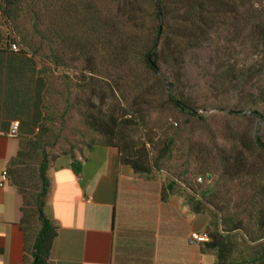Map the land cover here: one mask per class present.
Segmentation results:
<instances>
[{
    "label": "rangeland",
    "instance_id": "obj_1",
    "mask_svg": "<svg viewBox=\"0 0 264 264\" xmlns=\"http://www.w3.org/2000/svg\"><path fill=\"white\" fill-rule=\"evenodd\" d=\"M91 1L103 15L107 5L112 9L106 0H18L17 25L11 20L4 23L5 32L9 29L17 41L25 46V40L27 49L37 53L41 75L48 83L44 104L53 115L48 123L51 133L43 142L48 157L76 155L88 150L91 141L100 142L103 136L85 126L84 116H104L114 111L121 120L124 111L118 110L119 106L125 108L128 104L144 126L133 142L139 149L146 144L151 160L156 159L167 139L175 140L172 154L162 165L160 175L165 180L177 179L182 188L188 183L197 191H209L216 182L213 191L216 202L230 208V213L242 212L250 195L259 190L264 195V182H258L253 176L264 171V152L255 144L257 138L264 141V122L250 115L252 109L263 111L261 106L255 107L252 103L259 91L264 90V73L253 71L255 74H246L245 78L239 75L254 68L260 59L248 32L244 37H237L233 27L217 30L202 48L188 52L182 82L178 85L198 116L188 117L166 103L167 92L162 83L142 67H136L137 80L131 81L134 76L110 60L107 50L99 48L100 54L93 51L86 56L80 52L77 40L86 30L85 17L89 14L88 7H92ZM3 4L4 0H0L1 10ZM256 5L264 6V0H258ZM51 54L58 55L60 61L55 63L50 59ZM227 71H233L234 76L225 80L221 73ZM167 77L170 73L165 69L158 76ZM111 79H116L127 97L129 94L128 103L118 90L115 94L119 101L111 97L108 89ZM235 158L241 159V167L245 166L242 175L238 174L240 164ZM38 166L31 163L29 169H22L16 176L18 181L23 180L25 196L30 202L39 185L37 178L34 179ZM33 209L29 204L28 214L37 229ZM218 215L223 218L222 214ZM247 217L246 214L241 219L247 222ZM207 220L209 223L208 217ZM207 261L210 263L212 258Z\"/></svg>",
    "mask_w": 264,
    "mask_h": 264
},
{
    "label": "trees",
    "instance_id": "obj_2",
    "mask_svg": "<svg viewBox=\"0 0 264 264\" xmlns=\"http://www.w3.org/2000/svg\"><path fill=\"white\" fill-rule=\"evenodd\" d=\"M106 1L111 4L112 9L107 5L105 15L102 14L98 5L91 1L92 7H88L89 14L87 18L85 17L86 30L77 40L80 52L82 51L86 56L93 51L100 54L99 48L107 50L110 60H114L130 72V76H134L131 81L137 80L136 67H142L160 80L167 92L166 103L181 115L198 117L178 87L182 82L185 57L190 50L202 48L217 30H228L233 27L237 37H244L247 31L260 59L254 68L239 75L245 78L246 74L264 73V6L256 5L258 0ZM17 5L18 0H4L3 4L5 19L11 20L15 25L19 19L16 11ZM54 25L58 33V28ZM54 36L59 39L58 34ZM23 42L25 46L19 42L20 53L31 52L38 57L37 53L27 49L28 43L25 40ZM95 57L100 58L99 55ZM50 59L55 63L60 61L58 55L55 54H51ZM163 69L170 73L169 78H158ZM232 72L227 71L221 74L226 80L234 76ZM170 79L173 81L169 82ZM111 80L112 84H108L111 97L118 102L115 94L118 90L120 97L128 103L129 94L127 97L116 79ZM252 105L263 108L262 112L257 109L250 111L252 118L259 119L263 123L264 90L259 91ZM127 106L125 108L119 106L118 110L124 111L121 120L116 117L114 111L104 116L95 114L84 116L85 126L103 136L100 142L91 141L88 150L97 146L114 148L119 153L120 164L130 167L136 176L146 180L162 178L163 176L160 175L162 165L172 154L175 140L167 139L158 151L156 159L151 160L146 144L139 149V146L133 142L134 136L144 126L137 121L132 105ZM43 109L44 120L39 132L20 141L19 151L10 161L8 171L13 186L22 197L23 219L21 224L27 235V242L30 243V248L27 250V254H30L32 259L30 264H49L58 236L57 225L45 213L50 191L48 171L56 158L48 157L44 150L43 142L51 133L48 123L52 121L53 115L47 111L45 104ZM238 115L244 117L240 112ZM199 119L202 120V118ZM255 144L260 151L264 152L262 139L257 138ZM71 156L73 160H76L74 154ZM226 161L229 163V160ZM234 161L238 163V166L239 164L240 167L242 166L241 159L235 158ZM31 163L39 164L37 170L34 171V179L37 178L39 185L36 195L31 199L32 202L28 201L25 196V185L22 178L19 177L22 181L16 178L22 169H29ZM72 166L76 174L81 173L82 166L79 162L74 161ZM240 167L237 170L238 174L242 175L245 172V166ZM225 169L232 170L229 167ZM253 176L258 179V182H264V171L260 170ZM208 178V176L205 177L206 181L209 180ZM213 185L214 187L209 191H197L188 183L185 184L186 188H182L177 179L165 180L162 183L161 200L165 203L173 196L182 197L193 214L210 219L205 231L208 242L201 244L200 249L202 254L212 255L215 264H264L263 191L259 190L254 195H250V201L242 212L230 213V208L222 207L216 202V195H213V191L217 183L214 182ZM26 202H28L27 206ZM29 204L34 208L33 212L38 223L37 229L32 226L31 217L28 214ZM218 213L222 214L223 218H220ZM246 214L247 222L241 219Z\"/></svg>",
    "mask_w": 264,
    "mask_h": 264
},
{
    "label": "crops",
    "instance_id": "obj_3",
    "mask_svg": "<svg viewBox=\"0 0 264 264\" xmlns=\"http://www.w3.org/2000/svg\"><path fill=\"white\" fill-rule=\"evenodd\" d=\"M5 34L0 19V264H30L22 197L2 176L20 141L39 132L47 81L37 57L12 52ZM13 123H19L14 138ZM75 156L57 157L48 171L45 213L58 228L49 264H215L189 242L193 233L204 235L207 217L193 214L182 197L162 202L164 177L136 176L110 147ZM74 161L82 166L80 174Z\"/></svg>",
    "mask_w": 264,
    "mask_h": 264
},
{
    "label": "built area",
    "instance_id": "obj_4",
    "mask_svg": "<svg viewBox=\"0 0 264 264\" xmlns=\"http://www.w3.org/2000/svg\"><path fill=\"white\" fill-rule=\"evenodd\" d=\"M0 19L5 23V16L4 11L0 9ZM5 34V42L8 47H10V50L14 53H20L21 46L19 41L16 40V37L14 33H12L9 29ZM19 128V123H13L10 131V137H17V131ZM3 182H7L9 180V174L7 171L4 172L2 176ZM191 245H201L203 243L208 242V238L205 235H201L198 233H193L189 240Z\"/></svg>",
    "mask_w": 264,
    "mask_h": 264
}]
</instances>
